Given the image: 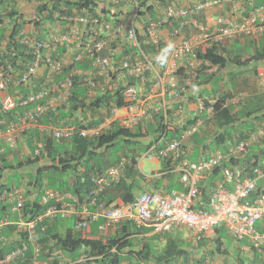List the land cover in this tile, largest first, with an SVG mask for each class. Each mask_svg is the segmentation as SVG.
<instances>
[{
	"label": "built area",
	"instance_id": "built-area-1",
	"mask_svg": "<svg viewBox=\"0 0 264 264\" xmlns=\"http://www.w3.org/2000/svg\"><path fill=\"white\" fill-rule=\"evenodd\" d=\"M38 1L0 0V28H4L5 37L14 22L31 19L33 10L36 17L43 19L40 28L44 30L41 37L37 36L33 22H29L14 35L18 49L11 47L7 51L5 40L0 43V52L17 61L15 65L6 62L0 67V112L21 108L16 119H0V138L11 146L22 134L39 127L55 139H63L102 134L114 122L130 128L151 117L154 111H162L167 122L182 109L183 93L189 81L199 78L201 72L209 75L217 70V66L199 57L198 51L204 52L213 44L226 45L241 35L264 38V3L254 6L246 17L235 15L237 8H234L206 23L197 14L226 0H196L192 4L191 0H87L82 7L74 4L78 0H69L71 4L49 5L50 11L39 12ZM145 5H152L153 13ZM11 11L14 14L10 17ZM166 27H170L168 37L162 38L160 31ZM161 42L166 44L162 53L158 50ZM148 46L155 48L147 51ZM77 63L86 67L76 68ZM179 68L184 69V83L176 87L166 85ZM75 83L86 89V104L106 94H111L113 99L103 101L93 111L87 110L76 124L40 126L42 116L68 104ZM20 86L29 89L28 92L19 91ZM168 99L177 106L170 107ZM210 111L211 107L207 109ZM196 130L197 125H192L181 137ZM263 136V127H258L225 150H216L196 161L182 158L181 140L177 138L163 147L152 143L138 157V162L143 158L168 160L170 170L178 172L182 189L137 192L122 205L106 204L100 197L120 178L128 164L124 157L93 177L94 186L87 202L76 204L75 198L73 202H62L70 195L44 189L41 201L48 207L33 219L24 216L23 190H5L4 197L12 200L11 211L17 218H0V228L14 225L33 242L38 223L56 216L75 215L74 230L81 232L89 228L90 222L101 218L100 232L129 222L159 233L185 227L192 230L196 239L212 237L215 228L222 225L235 241H246L248 250L259 249L264 247V230L258 231L255 223L264 221V194L249 197L256 192L257 178L264 170L258 165L253 176H247L243 168L231 165V159L243 156ZM36 145L37 153L41 144ZM216 169L219 178L210 190L208 209L194 208L203 176ZM26 249L27 243L22 241L0 255V264L21 257ZM34 255L33 263L41 264L35 258L36 248ZM89 258L83 254L65 264L85 263Z\"/></svg>",
	"mask_w": 264,
	"mask_h": 264
},
{
	"label": "trees",
	"instance_id": "trees-1",
	"mask_svg": "<svg viewBox=\"0 0 264 264\" xmlns=\"http://www.w3.org/2000/svg\"><path fill=\"white\" fill-rule=\"evenodd\" d=\"M158 2H164V0H156ZM171 1V0H168ZM223 1V0H221ZM51 3V4H50ZM62 3L71 4L69 0H39L37 11L48 9V6L56 7ZM264 3V0H243L241 7L237 8V13L242 17H246L252 8L258 4ZM79 7L85 6L87 0H78L76 3ZM233 6V4H232ZM146 10L153 13L152 5H145ZM14 11L8 13L11 17ZM34 10L31 15V19L27 21L14 22L8 36H4V28H0V43L4 39V48L8 51L11 47L18 49L20 46L16 44L14 35L24 28V25L29 22H33V28L37 31V36L43 35V29L40 28L43 19L35 16ZM35 31V32H36ZM244 43H243V42ZM159 51L162 53L166 48V44L161 42L159 45ZM248 47V49H247ZM155 47L148 46L146 49L154 50ZM156 51V49H155ZM198 56L203 60L210 63V65L217 66L222 70L228 66L236 67H249V70L253 73L255 78H264V66L261 63L264 61V38H253L248 41L242 38H236L233 43L220 46L213 44L210 48L204 52L198 51ZM6 62L15 65L17 62L15 58H9L5 52H0V67H3ZM86 66L77 63L76 68H85ZM227 69V68H226ZM182 69L179 68L175 73L181 75ZM210 80L209 77H203L199 80L197 85L205 84ZM231 88L235 89L236 82L233 79ZM81 87L79 84H74L72 89V95L65 109L66 113L59 112V116L50 115L44 116L41 119L42 124L56 122L57 118L63 119L71 116L75 111H81L85 114L87 110H95L103 101L113 99L111 94H106L103 98L97 97L90 101L89 104L85 103L84 96L77 93L76 88ZM84 88V87H83ZM19 91L22 93L28 92L27 88L19 87ZM85 89V88H84ZM86 91V89H85ZM260 92V90H257ZM234 92L223 91L216 95L215 103L212 105L213 113L208 116L215 122L218 130L210 136L213 138V142L216 145L227 140H233L232 134L227 132L228 126L239 125L238 111L242 107L250 104L254 105V108L245 110L242 119L253 118L258 122L264 123V92L254 93L247 97V100L239 109H235L233 106H228L225 103L226 98L232 96ZM120 102V101H119ZM257 102V104H253ZM208 104L206 101H202V109H205ZM230 107V108H229ZM64 108V107H63ZM21 108H17L16 111L7 113L0 112V118L5 116L7 121L10 119H16L15 114L19 112ZM62 110V109H61ZM61 113V114H60ZM63 113V114H62ZM197 118H191L183 124L174 125L164 120L162 111H154L147 121L143 120L130 128L122 127L117 122H114L108 130L104 133L93 137H77L74 136L69 140H54L51 136H48L38 129L29 131L26 133L24 141L29 151L27 155L22 154V150L17 152L11 151L13 158L9 161L6 156L5 149L3 148L4 142L0 140V178L2 172L8 167L22 168L27 167L32 169L35 165L33 173H26L23 177L25 182L21 184L23 186L24 196L27 197L23 203V213L26 219H33L35 216L44 213L48 207L47 204L42 203L41 195L44 189H51L60 193H68L73 197H77L80 202H87L89 200V193L92 190L94 183L93 177L101 174L107 167L112 165L119 157V154L130 158L131 164L124 171L123 176L106 190V193L100 198H104L106 204L122 205L133 199L137 190H143L142 183L146 181L145 176L135 171L133 168L134 156L138 151L144 150L143 147L138 146L140 138L151 136L152 143H157L160 146H164L166 141L172 138L180 139L184 131L191 127ZM76 122V121H74ZM224 128V130H222ZM252 129V127L250 128ZM247 129V130H250ZM264 129V124H263ZM195 132V131H194ZM193 132V133H194ZM170 134V135H169ZM238 139L243 138L246 134L243 131L239 133ZM169 135V136H168ZM191 137H195V134ZM196 140V139H195ZM264 141V136L262 138ZM20 142V141H19ZM41 142V149L35 153L36 143ZM196 142H199L196 140ZM62 143V145H60ZM113 153L109 151L114 147ZM163 144V145H162ZM20 145V144H19ZM184 151L190 147L181 145ZM249 149L243 156L235 159H231V165L243 168L244 175L253 176V169L259 165L264 170L262 164L264 160V149L258 148ZM140 149V150H138ZM258 150V151H254ZM8 152V153H9ZM22 154L19 158V155ZM186 157V153L183 154ZM162 165L167 168L168 162L162 160ZM178 172L167 171L155 178L156 181H150L152 188L161 189L163 179H168V184L164 188L168 190L182 189L179 180H175ZM219 178L218 170L212 171V173L204 175L201 181L200 197L197 203L194 205L196 209H208L207 202L211 188L214 186V182ZM4 185L0 184V189ZM11 187H8L10 189ZM115 190L118 194H109L108 190ZM256 194H264V187H259L256 192L253 193L249 199H253ZM40 195V197H39ZM4 205H0L2 210ZM1 218V217H0ZM59 216L53 219L44 218L43 221L38 223L34 229V240L27 239V234L24 232L22 236L9 242L7 244L2 241V231L7 228H13L10 224L4 225L0 228V255L9 252L15 247L19 246L22 241L27 243V249L25 253L13 261L7 264H33L34 250L36 248L37 257L39 260L46 262L47 264H61V260H75L83 253L91 257L95 261H106L108 264H119L124 260L132 259L136 264L139 261L148 262L153 264H176L179 261H183L185 264H207L206 259L213 258L216 255L224 256V260L221 264H264V247L259 249L250 247L251 255L246 258L241 257L240 253L236 255L233 262H230L225 256L228 253L227 246L223 241V237H230L222 225H219L214 230L212 237H204L199 240H195L194 244L199 248L198 256L191 255L188 250L191 248L192 243H189L179 237L167 236L164 239V244L157 248L153 242H144L141 245V238H134L133 235L136 231L132 230V226L129 222L118 224L119 228L113 236L108 238L88 236L87 233L81 231H75L73 224L65 229V232L60 231V224L58 223ZM101 219V218H100ZM74 220V219H73ZM103 221V219H102ZM92 223V222H91ZM90 223V224H91ZM6 228V229H5ZM258 231L264 230V224L262 226H256ZM232 238V237H230ZM233 239V238H232ZM4 243V244H3ZM188 244V245H187ZM243 244H248L243 241ZM55 251H61L63 257H55L53 253ZM86 263H89L87 261Z\"/></svg>",
	"mask_w": 264,
	"mask_h": 264
},
{
	"label": "crops",
	"instance_id": "crops-1",
	"mask_svg": "<svg viewBox=\"0 0 264 264\" xmlns=\"http://www.w3.org/2000/svg\"><path fill=\"white\" fill-rule=\"evenodd\" d=\"M194 1H196V0H191L190 4H192ZM252 1H257V0H252ZM242 2H243V0H226V1L222 2L221 4H218V5H215L213 7H210V8H207V9L203 10L202 12L198 13L197 15H199V19L201 21L208 23L209 21L211 22L212 19L215 18V17H217L218 15L232 12V10L235 8V6L238 7V8H240ZM232 4H233V6H232ZM169 29H170V27H166V28H164V29H162L160 31V35H161L162 38H166V36L168 37L167 32H168ZM262 63H261V65L264 66V62H262ZM230 67L231 66H228V67H226L227 69L225 68V69H222V70L217 69L215 72H213V76H216L215 79H218V77L221 76V75H223V73L226 75L227 71L228 70L230 71ZM186 70L187 69L185 68V72H186ZM183 71H184V69H182L181 76L180 77L178 75H176V74L170 76L168 82L166 83V85L173 86V84H180L182 82ZM206 76L209 77V78H211L212 75H210V74L207 75L204 72H201L199 74V80H202V78L203 77H206ZM262 81L264 83V79H262ZM209 83H210V80L207 81V83H205V84L199 85V87H197L194 91L193 90L191 91L190 95H192L194 92H196L195 95L200 96V99L201 98H205V97H213V95H214V94H212L213 87ZM258 85H260V84H258ZM206 89H209V91H210V93L207 94V95L204 94V91ZM257 90H260V92H257L258 94L261 93V92H263V91H261V89L259 87H258ZM170 106H172V105L170 104ZM238 108L239 107H237L235 109H238ZM182 109L183 110H180V112H178L179 115L177 114V116L174 117V119L172 120L173 121L172 124H174V125H180V124H183L185 121H187V120H189L191 118H194V117L198 118L197 123H200V124H196L198 126L197 130L194 133L186 134V135L193 136L194 134L197 133V131L200 130L199 131V133H200L199 136L195 135V137H193V141L195 143H199L201 145V148H202V152H200L199 154H197V159H199L201 157L209 156L210 154H212L216 150H225L230 145L234 144L236 142V139L239 138V136H240L239 133H234V134H232V138H233L232 141L229 140L228 141L229 143L227 142V144H225V145L223 144L222 148H220V144L224 143L225 141L224 142H221V143L215 145V150L213 152L206 153L205 152V149L209 148V143H212L213 142L212 136L209 135V138L208 139L206 138L208 136L207 131H209V130H211L213 128V126H210V127H206L205 126V124L207 122H209L208 115L206 114L205 117H202L201 115H203L204 112H201L200 113V110L198 109V106H196V104L194 102L192 103V102L187 101V100L184 102ZM60 110L61 109H58V112H60ZM176 118H178V120H176ZM145 121H147V120H145ZM247 133H248L247 130H244L243 131V134L244 135L245 134L247 135ZM146 138L147 137L140 138V140L138 142V146H140V148L141 147H143V148L146 147V144H147V142L149 140V139L146 140ZM195 139L198 140L199 142H196ZM181 144H182V141H181ZM256 145H260V148H263L264 149V141L263 140L260 143H256V144L251 145L250 146V149L252 150L253 147H255ZM7 146L9 148V150L14 151L9 145H7ZM189 147H190L189 149H186L184 151V154L186 153V155H187L190 151H192L193 145H190ZM3 148L5 149L4 146H3ZM138 150H140V149H138ZM4 151L6 152L7 159L10 161L13 158V155H12L11 151L9 153L6 151V149ZM15 152H17V150ZM22 154L27 155V151L22 150ZM22 154L19 155V158L22 157L21 156ZM153 161H154L153 163H156V165L158 166V169L152 171V173H151V175L152 176L154 175V177H151V175H144L143 173L140 172V174L143 175V176H145V178H146V181L142 183L143 190L144 189L145 190H147V189L148 190L154 189V188H152V185L150 184L151 183L150 181H153L154 180L155 182H158V181L155 180V178L159 177L158 175H160V171L164 168V165H162V160L154 159ZM262 164L264 165V162H262ZM34 167H35V165H34ZM140 167L143 168L142 163H141V166ZM22 169H24V177H26L25 175L28 172V170L26 169V167H22ZM178 178H179V175H177V179ZM258 178H257V180H258ZM167 180L168 179H163V183H165V182L166 183L165 184H161V189L162 190H166L164 188V186H166L168 184L169 181H167ZM24 182H25V180H24V178H22V183H20L18 185H16V184L14 185L13 184V185H11V188L12 187H21V184H23ZM0 184H3L4 185V187L0 189V194L3 195V199L0 200V205H2V204L4 205V208L2 210L0 209V217L1 218L6 217V218H9L10 220H15L17 218V214L11 211V207H12L13 202H12V200L10 198L4 197V194H3V191H5L6 189H8V184L5 181V179H4L3 176L0 178ZM257 188H259L258 187V184H257ZM119 192H115L114 189L113 190H110V191L108 190V193L110 195L111 194H114V193L118 194ZM101 222H102V219H99L98 221L92 222L90 224L89 229L86 231L87 235L88 236H93V237H103V238L106 239V238H108L110 236H113L116 233V231L118 230V228H119L118 227L119 225L114 226V227H108L103 233H101L97 229L98 224L101 223ZM262 222L264 224V221H262ZM11 226L13 228H10V227L7 228V229L5 228L6 229L5 231L3 229L4 227H2V229H3L2 234L4 232H5V234H3L1 236V238H2V241L4 243L7 242V244L9 242H12L14 240L19 239L22 236V234L24 233V232H19L15 228L14 225H11ZM142 228L143 227L138 228L139 230L137 232H135L133 235H131V236H133L136 239L141 238V245L144 242H150L151 241V242H153L157 246V248H160L164 244V236L161 235L159 232H155L151 227H144L143 230H142ZM147 229H151V230L150 231H146ZM182 229H184V228H182ZM186 230H187L188 233H185V234H180V232H181L180 230L179 231L177 230V231H174V232L172 231L171 234L174 237H179L180 239H183V240H185V241H187L189 243H193V241H195L194 240L195 237H194V235L192 233V230L187 229V228H186ZM60 231L63 232L62 229H60ZM235 242L237 243V241H235ZM237 244H238L239 251L244 250L245 253L247 252V250H248L247 249V246H245V245H243V244H241L239 242ZM188 250L190 251V253H192L191 248H189ZM198 250H199V248L197 247L196 248V251H198ZM194 256H196V255H194ZM88 260H89V263H86L87 262L86 261L85 263H79V264H95L96 262H98V261H95L94 259H92L91 257ZM207 261H208V259H207ZM123 262H130L132 264H136V262H134L132 259L124 260ZM138 263H140V264H153L151 261H148V262H141V261H139ZM33 264H35V263H33ZM42 264H47V263L44 262Z\"/></svg>",
	"mask_w": 264,
	"mask_h": 264
},
{
	"label": "rangeland",
	"instance_id": "rangeland-1",
	"mask_svg": "<svg viewBox=\"0 0 264 264\" xmlns=\"http://www.w3.org/2000/svg\"><path fill=\"white\" fill-rule=\"evenodd\" d=\"M242 37H244V39H246L247 41L249 39H252V37L250 35L241 36L239 38H242ZM230 43H233V41H230ZM247 49H248V47H247ZM215 77L216 76L212 75L211 78H210V83H209L213 87L212 94H214V95H216L218 93H221V90L226 91V89L229 90V91L234 92V94L232 96H237V95H240V94L241 95L248 94V96L255 95L254 93L257 92V89L259 87L258 84L262 83V79L255 78L253 76V73L249 70V67H247V68L246 67H236V68H233V67L231 68L230 67V71L228 70L226 75L223 73V75L219 76L218 79H215ZM233 79H235V82H236L235 89L231 88V85H232V83L234 81ZM174 85L176 86V84H173V87H174ZM191 86H194V88H195L197 85L196 84L194 85V83H192ZM75 90L77 91V93H79L82 96H84V94H86V91H85V89L83 87L76 88ZM209 93H210L209 89H206L204 91L205 95H207ZM248 96L244 97L245 101L247 100ZM193 97H196V96L193 95ZM231 97H228V100H230ZM263 100H264V98H263ZM253 104H257L258 105L257 102H255ZM232 105L235 106V107H239L240 103H235V104H232ZM254 107L255 106L252 105V104L242 107L241 110L238 111V116H239V118H241V119H239V125H235V127H233L231 125L228 126L226 128L227 132L229 134L240 133V132H242L244 130H247V129H250L252 127V129L247 130L249 132L251 130L252 131L255 130L258 127H261L262 124H260L258 122V120H254V119H251V118L250 119H246V120L242 119V117L244 116L245 110L250 109V108L252 109ZM62 111H63V113H66L65 110H60V112H62ZM76 115H75V117H76ZM78 116H80V114H78L77 117ZM201 116L205 117V113L203 115H201ZM77 117L75 119H77ZM211 118L212 117H210L209 122H207L205 124L206 127L213 126V128L211 130L207 131V133H208V136L206 137L207 139L209 138V135L214 134L216 132V130H218V127L216 126L215 122L211 120ZM222 130H224V128ZM199 131H197V133L195 135L199 136V134H200ZM181 141H182V145H184L185 147H189L190 145H193L192 151H190L186 155V159H188L189 161H196L197 154L202 152L201 145L199 143H195L193 141V137H191L190 135L183 136L181 138ZM228 141L229 140L226 139L224 143L220 144V148H222L223 144L224 145L227 144ZM60 145H62V143H60ZM215 145H216L215 143H209V148L205 149V152L206 153L213 152L215 150ZM3 146L5 147L6 151L9 152L8 146L6 144H3ZM116 146H118L117 143H116V145L114 147L110 148L109 151L111 153H113V149ZM254 148L256 149L257 146H255ZM12 149L14 151H16V150L18 151V149H20V150H25V151L28 152V150L26 149V145H24V140L23 141L20 140V142H18L16 144V146L12 147ZM254 151H258V150H254ZM249 152L251 153L252 151H249ZM153 162L154 161L152 159L143 158L142 159L143 168H142L141 173H143L144 175H151L152 171L157 170L158 166L156 165V163H153ZM263 162H264V160H263ZM34 168L35 167H33L32 169L28 168L30 170L29 172L33 173ZM26 169H27V167H26ZM29 174H28V176H29ZM2 176L4 177V179L7 182L9 187L11 185H13V184L14 185L15 184L18 185V184L22 183V178L24 177V169L8 167V168L4 169V171L2 172ZM28 176H26V177H28ZM172 177H175L174 179L177 180V176L172 175ZM257 184H258V187H264V173L261 176H259V178L257 180ZM39 197H40V195H39ZM59 218L60 219L58 220V223L60 224L59 225L60 229H62V231L65 232V229L68 226L73 224V217L72 216L71 217L70 216H65V217L59 216ZM262 224H263L262 221H257L256 222V226L257 225L258 226H262ZM130 227H131L132 230H134V231L136 230V227L134 225H132ZM182 228H184V229H182ZM143 229H144V227L142 228V230ZM150 230L151 229H147L146 231H150ZM177 230L181 231L180 234L188 233L185 227H180V228H178L176 230H173V232L177 231ZM171 232H164V233H160V234L163 235L164 239H165V237H167V236H172ZM223 238H224L223 241H224L225 245L227 246V250H228V253H226L225 257L230 262H233L235 260L236 255H238V252L240 253L241 257H243V258H246L247 256L251 255V251L250 250H247L246 253H245L244 250L239 251L238 244H237L238 242L236 243L232 238L227 237V236L223 237ZM240 243L243 244V242H240ZM192 245L193 246L191 247V250H192L191 254L193 256L194 255L197 256L198 255V251H196L197 247L194 244V241H193ZM243 245H245V244H243ZM223 257L224 256H222V255H216L213 258L209 259L207 264H221L222 261L224 260ZM95 264H108V263L106 261H104V262L103 261H98Z\"/></svg>",
	"mask_w": 264,
	"mask_h": 264
},
{
	"label": "clouds",
	"instance_id": "clouds-1",
	"mask_svg": "<svg viewBox=\"0 0 264 264\" xmlns=\"http://www.w3.org/2000/svg\"><path fill=\"white\" fill-rule=\"evenodd\" d=\"M14 14V13H13ZM241 36H245V35H241ZM241 36H239V37H241ZM238 37V38H239ZM235 40V39H234ZM234 40H232V41H234ZM230 43V42H229ZM228 44V43H227ZM4 45V44H3ZM264 62V61H263ZM217 69H218V67H217ZM176 74V73H175ZM176 75H178V74H176ZM210 75H213V73L212 74H210ZM179 77L181 76V75H178ZM183 77H184V75L182 76V82L180 83V84H176V86H180L181 84H183L184 83V81H183ZM260 79H264V78H260ZM198 81H199V78H197V79H194V80H190L189 81V83L187 84V87H186V92H184L183 93V102H182V108H183V104H184V102L187 100V101H190V102H194L195 104H196V106H198V109L200 110V113L201 112H204L205 113V115L207 114L208 116L209 115H211V113H213L212 111H213V107H212V105L215 103V98L214 97H205V98H201L200 99V96H197V95H195V93L196 92H194L192 95H190V93H191V91L193 90H195L197 87H199V85H197V83H198ZM192 83H194V85L196 84L197 86L194 88V86H191L192 85ZM175 86V85H174ZM175 86V87H176ZM170 87H172V86H170ZM259 88L261 89V91H263L264 92V83H263V81H262V83H260V85H259ZM29 90V89H28ZM229 91V90H228ZM256 94H257V92H256ZM193 95L194 96H196V97H193ZM246 96H248V94H244V95H237V96H229V97H231V99L230 100H228V97L226 98V101H225V103L226 104H228L229 106H233L232 104H235V103H240V105H239V108L241 107V105L243 104V100H244V97H246ZM202 101H206L207 102V104H208V106L207 107H205V109H202ZM168 102H169V104H171L172 106H177L176 105V103L174 102V101H171V100H169L168 99ZM231 104V105H230ZM64 107V108H63ZM63 107H58L57 108V110H56V112L55 113H49L48 115H44V116H48L49 117V119H50V115L51 114H54V116H59V112H58V109H62V110H65L66 108H67V105H64ZM171 107V106H170ZM211 107V111L210 112H207V109L208 108H210ZM233 107H235V106H233ZM17 108H20L19 106H17ZM17 108L15 109V110H13V111H16L17 110ZM235 108H237V107H235ZM238 108V109H239ZM181 110H183V109H181ZM13 111H10V112H13ZM10 112H7V113H10ZM19 112H21V110L19 111ZM19 112H17L16 114H15V117H16V115L19 113ZM2 113V112H1ZM7 113H4L5 114V116H6V114ZM78 114H80V115H84L85 116V114H82V112L81 113H79L78 111H75L71 116H68V117H66V118H63V119H60V118H57V120H56V122H52V123H47V124H42L41 123V120H40V126H42V127H44V126H48V125H52V126H54V127H62V126H64V125H66V124H76V122H74V121H77L78 120V117H77V115ZM75 115H76V117H77V119H75L76 117H75ZM5 116L3 117V118H0V119H5ZM44 116H42V117H44ZM8 119V118H7ZM7 119H5L6 121H7ZM42 119V118H41ZM149 119V117L146 119V120H148ZM174 119V117H172V118H169V120L167 121V122H169V123H173V120ZM253 119V118H252ZM10 120V119H9ZM11 120H13V119H11ZM176 120H178V118H176ZM255 120V119H254ZM183 121V120H182ZM188 121V120H187ZM197 121H198V118H197V120H196V122L193 124V125H196V124H200V123H197ZM186 122V121H185ZM184 122V123H185ZM91 123H93V122H91ZM260 124H262V126L261 127H263V122H259ZM112 126V125H111ZM111 128V127H110ZM197 128H198V126H197ZM35 129H38L39 131H41L42 133H44V134H46V135H48V136H51V135H49L46 131H44V130H42V129H40V127L39 128H34V129H30V130H28L27 132H25L24 134H22L21 135V137L18 139V141H17V143L20 141V140H24V138H25V136H27L26 135V133H28L29 131H32V130H35ZM104 133V132H103ZM98 135H100V134H98ZM94 136H97V135H94ZM182 136V135H181ZM52 137V136H51ZM74 137V136H73ZM77 137H79V136H77ZM86 137H93V136H86ZM54 140H57V141H60V140H69V139H71L72 137H70V138H63V139H55L54 137H52ZM181 138L182 137H180V139L179 140H181ZM263 138V137H262ZM261 138V139H262ZM1 139V138H0ZM149 139V140H148ZM173 139V138H172ZM238 139V138H237ZM236 139V140H237ZM261 139H259V141L257 142V143H260V142H262V140ZM2 140V139H1ZM146 140H148V142H147V144H146V147H144V150H141V151H138L137 153H135V156H134V163H133V168H134V170L135 171H137V172H141L142 171V167H140L141 166V163H142V160H141V162L139 163L138 162V157L140 156V155H142L144 152H145V150H146V148L149 146V145H151L152 144V141H153V139L151 138V136H148L147 138H146ZM239 140V139H238ZM3 141V140H2ZM4 142V141H3ZM168 141H166L165 142V144L167 143ZM5 143V142H4ZM16 143V144H17ZM37 143H40L41 144V147H42V143L41 142H37ZM36 143V144H37ZM5 144H7V143H5ZM16 144L15 145H13V146H16ZM256 144V143H255ZM7 145H9V144H7ZM24 145H25V141H24ZM163 145V144H162ZM182 145V144H181ZM253 145V144H252ZM11 148L13 147V146H11V145H9ZM37 146V145H36ZM160 146V145H159ZM165 146V145H164ZM41 147H40V149H41ZM160 147H163V146H160ZM182 147V146H181ZM260 147V145H258V148ZM26 149H27V147H26ZM39 149V150H40ZM183 149V148H182ZM249 149H250V147L247 149V152L249 151ZM28 150V149H27ZM38 150V151H39ZM0 151H2V149H0ZM35 151V150H34ZM246 152V153H247ZM29 153V151L27 152V154ZM36 153V152H35ZM183 154H184V149H183ZM183 154H182V158L183 159H186V157H183ZM119 158L120 157H124V158H126L127 160H128V164H127V166L124 168V170H123V173H124V171L128 168V165H130L131 164V160H130V158H128V157H126V156H123L122 154H119V156H118ZM118 158V159H119ZM117 159V160H118ZM158 159V158H157ZM117 160L112 164V165H114L116 162H117ZM152 160H154V159H152ZM159 160H166V159H164V158H161V159H159ZM188 160V159H187ZM198 160V159H197ZM167 162H168V165H167V168H163L161 171H160V175L161 174H164L165 172H167V171H171L170 170V168H169V161L168 160H166ZM112 165H110V166H112ZM109 166V167H110ZM109 167H107V168H109ZM106 168V169H107ZM105 169V170H106ZM104 170V171H105ZM123 173L121 174V176H120V178L123 176ZM160 175H158V176H160ZM96 176V175H95ZM151 177H154V175L152 176L151 175ZM119 178V179H120ZM9 187V186H8ZM11 187V186H10ZM14 188H17V189H23V186H21V187H12V188H10V189H14ZM110 188V187H109ZM108 189V188H107ZM106 189V190H107ZM6 190H8V189H6ZM106 190H105V192L104 193H106ZM148 190V189H147ZM147 190H137L135 193H137V192H141V191H147ZM151 190H154V189H151ZM162 190V189H161ZM62 194H64V193H62ZM68 194V193H67ZM70 195V194H69ZM135 195V194H134ZM24 198H25V200L27 199V197L26 196H24ZM75 198V202H76V204L78 203V202H80L79 200H78V198L77 197H73V196H69L68 198H64L63 200H62V202H73L72 200ZM70 217L72 216L73 217V219H74V221H73V223H75V215H69ZM98 221V220H97ZM92 222H94V221H92ZM103 222V221H102ZM91 223V222H90ZM125 223V222H124ZM127 223V222H126ZM100 224V223H99ZM98 224V225H99ZM131 224V223H130ZM132 225V224H131ZM117 226V225H116ZM73 227H74V224H73ZM89 227H90V225H89ZM137 229H138V227H136ZM139 228H141V227H139ZM89 229V228H88ZM88 229H85V231H83L84 233H86V231L88 230ZM97 229H98V226H97ZM99 231V230H98ZM77 232V231H76ZM100 232V231H99ZM62 233H64V232H62ZM101 233H103V232H101ZM195 237V236H194ZM194 240H199V239H194ZM33 243V242H32ZM56 252V251H55ZM55 252L53 253V255L55 256V257H59V256H61V257H63V255H62V252L61 251H59V253L58 254H56L55 255ZM81 255H83V253L81 254ZM80 255V256H81ZM79 256V257H80ZM198 256V255H197ZM75 260H78V258L77 259H75ZM75 260H68V259H65V260H61L62 262H61V264H65V263H68V262H71V261H75ZM207 260V259H206ZM209 260V259H208ZM36 261H39L38 263H44L43 261H41V260H39L38 258H36ZM87 261H89V260H87ZM182 263H184L183 261H181ZM46 263V262H45ZM121 263V262H120ZM128 264H132V263H130V262H127ZM207 263H208V261H207ZM185 264V263H184Z\"/></svg>",
	"mask_w": 264,
	"mask_h": 264
}]
</instances>
